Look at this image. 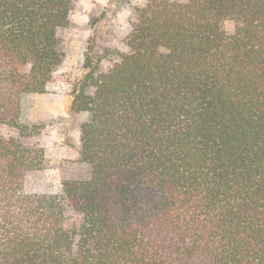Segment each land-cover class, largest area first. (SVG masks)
I'll return each mask as SVG.
<instances>
[{
	"label": "trees",
	"instance_id": "1",
	"mask_svg": "<svg viewBox=\"0 0 264 264\" xmlns=\"http://www.w3.org/2000/svg\"><path fill=\"white\" fill-rule=\"evenodd\" d=\"M73 7L0 0V124L47 92ZM125 43L74 90L90 179L33 192L40 132L0 136V264H264V0H147Z\"/></svg>",
	"mask_w": 264,
	"mask_h": 264
},
{
	"label": "rangeland",
	"instance_id": "2",
	"mask_svg": "<svg viewBox=\"0 0 264 264\" xmlns=\"http://www.w3.org/2000/svg\"><path fill=\"white\" fill-rule=\"evenodd\" d=\"M146 2L74 0L70 25L62 31L64 60L53 73L47 92L22 95L15 124H0V136L4 137H19L26 126L40 132L46 166L34 175L31 191H59L66 181L91 178V166L80 157V123L87 115L72 116L74 90L88 72L89 60L108 70L118 54L127 51L126 37L136 21L137 9ZM226 26L231 29L233 23L228 21Z\"/></svg>",
	"mask_w": 264,
	"mask_h": 264
}]
</instances>
